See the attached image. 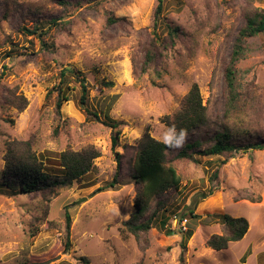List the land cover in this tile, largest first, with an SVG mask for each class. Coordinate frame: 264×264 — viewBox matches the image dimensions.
I'll return each instance as SVG.
<instances>
[{"label": "rangeland", "instance_id": "obj_1", "mask_svg": "<svg viewBox=\"0 0 264 264\" xmlns=\"http://www.w3.org/2000/svg\"><path fill=\"white\" fill-rule=\"evenodd\" d=\"M256 14L264 0H0V264H264V148L174 158L181 185L167 211L137 237L124 226L136 211V146L146 133L162 141L163 118L180 111L195 84L212 120L264 145V33L246 39L236 66L239 108L226 115L225 69ZM36 23L37 34L22 30ZM152 46L157 58L144 71ZM60 91L67 99L58 112ZM215 134L203 128L185 143ZM11 142L30 144L54 175L63 173L65 151L92 147L100 157L54 196L19 195L3 185ZM225 215L247 219L250 229L215 251L207 243L224 233Z\"/></svg>", "mask_w": 264, "mask_h": 264}, {"label": "trees", "instance_id": "obj_2", "mask_svg": "<svg viewBox=\"0 0 264 264\" xmlns=\"http://www.w3.org/2000/svg\"><path fill=\"white\" fill-rule=\"evenodd\" d=\"M162 13V5L157 8L156 17ZM112 21V20H111ZM39 23H36L34 30L23 27L30 35H35L39 31ZM171 34H177V28H170ZM260 33H264V14H256L248 19L245 27L242 28L239 37L232 51L230 61L225 69V96H226V115L235 112L239 108V90L237 82V64L246 58V39L255 37ZM157 40V39H156ZM155 46L149 50L145 61L144 71L147 70L157 58L154 50ZM75 73L73 70H66ZM66 72L63 73L65 75ZM82 81L83 96L81 105L86 104L87 88ZM24 98L19 97V101ZM67 96L62 95L60 91L59 100L57 102V111L60 112L63 102ZM22 103V101H21ZM24 104V102L22 103ZM23 109L24 106L19 107ZM163 122L167 127L175 126L177 131H184L187 134H195L203 128L215 129L216 134L211 139L201 141H188L183 148L175 155V150L165 147V145L155 139L151 134L146 133L138 145L136 146V154L131 162V178L134 180L138 190L135 197L134 207L135 213L131 218L124 222L125 230L134 236L148 232L152 226L155 215L160 212H166L168 206L169 194L176 191L181 185L180 176L172 165V160L176 159H194L195 156L211 157V156H233L235 152H245L253 149H263L264 145L260 144V138L254 137H237L231 132L225 122H221L219 126L217 120H212L208 113V108L203 102V98L199 86L195 84L188 95L185 97L182 108L178 113L163 118ZM117 129V124L112 126ZM119 134L117 131L112 139L113 150L119 146ZM246 137V136H245ZM248 142V143H247ZM172 159H170V157ZM119 164L121 162V154H117ZM100 157V152L95 148H87L82 151H65L59 155V163L63 173L54 175L45 170L44 161L32 150L28 143L11 142L8 144V152L6 154L5 168V186L11 189L14 194L32 195L41 193L45 198L56 195L58 190L72 186L76 181L81 180L94 169V162ZM218 179V172L212 176V181ZM118 176L109 185L114 188L118 183ZM97 193L103 191L99 188ZM156 204V211L147 220L144 217L152 208L153 203ZM67 218V235L70 236L71 218L66 214ZM224 233L221 235H213L208 246L215 251H222L229 247L233 242H239L248 234L250 225L245 218H234L229 215L224 216ZM164 224V221H163ZM193 236V232H189L188 238ZM69 245V242H67ZM87 262V260H85Z\"/></svg>", "mask_w": 264, "mask_h": 264}, {"label": "clouds", "instance_id": "obj_3", "mask_svg": "<svg viewBox=\"0 0 264 264\" xmlns=\"http://www.w3.org/2000/svg\"><path fill=\"white\" fill-rule=\"evenodd\" d=\"M186 135V132L177 131L175 126H171L163 133L161 142L165 147L178 151L184 146Z\"/></svg>", "mask_w": 264, "mask_h": 264}]
</instances>
